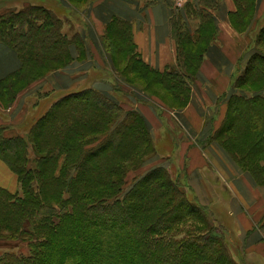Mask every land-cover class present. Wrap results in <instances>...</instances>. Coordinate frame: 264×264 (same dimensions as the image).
<instances>
[{
    "label": "trees",
    "instance_id": "obj_1",
    "mask_svg": "<svg viewBox=\"0 0 264 264\" xmlns=\"http://www.w3.org/2000/svg\"><path fill=\"white\" fill-rule=\"evenodd\" d=\"M234 1L230 24L245 33L254 22L257 0ZM62 2L81 6L89 0ZM218 2L186 3L171 13L173 70L160 72L143 62L129 22L112 17L106 23L100 46L111 71L119 65L128 94L171 111L187 106L191 85L216 40L209 11ZM194 16L198 23L190 30ZM66 22L43 6L0 14V44L20 62L18 70L0 79L1 109L36 81L85 60V39L78 31L64 32ZM5 132L1 127L0 160L16 176L20 195L0 188V244L8 247L0 253V264H236L216 233L211 235L202 206L187 199L166 168L141 172L124 188L128 173L156 156L150 128L137 110H124L112 97L85 88L53 102L21 134ZM208 140L217 141L256 186H264V25ZM185 221L208 230L199 233V240L192 235L173 239ZM23 242L26 253L22 248L10 252Z\"/></svg>",
    "mask_w": 264,
    "mask_h": 264
},
{
    "label": "crops",
    "instance_id": "obj_2",
    "mask_svg": "<svg viewBox=\"0 0 264 264\" xmlns=\"http://www.w3.org/2000/svg\"><path fill=\"white\" fill-rule=\"evenodd\" d=\"M198 2L199 0H95V2H92L87 8L85 17L81 18L83 23L80 22L75 25L78 29L76 31L80 32L85 39L87 46V53L84 58L85 60L81 62L76 61L67 69L55 72L48 77L31 84L26 90L17 96V99L8 109L0 108V128L8 126L11 127L24 120L27 115L26 112H24L27 107V105L24 104V101L30 92L44 88V86H48L51 89L59 88L60 90L66 91L76 81L74 74H88L93 69L101 68L108 71L107 57L100 46L99 38L104 33L106 23L112 17L121 18L131 24L132 41L144 63L152 69L160 72L175 69L176 48L171 37V13L175 9H177V11L181 10L186 3L196 4ZM261 3L262 0H257L256 2L255 18L260 16L262 7H264ZM172 4L173 7L171 6ZM176 5L178 8H176ZM235 10L236 5L234 0H219L217 8L209 11L215 21L217 30L216 40L203 58L197 77L194 80L195 84L191 85L189 103L183 110L169 111L168 114V117L171 116L185 132V140H182L179 144L177 152V166L179 171H182L183 167L188 165L185 167V174L187 179L192 184L194 183L195 187L202 186L201 175L198 170V168H201L200 161H198L199 153L198 151L191 152L192 150L186 151V138H190L195 142L199 140L206 141L209 139L211 135L210 131L213 129L212 126L214 124L212 121L210 126L209 119L215 116H210L209 111L215 106L218 95L225 94L227 97L228 93H230V91L228 92L229 82L227 84L228 88H226V83H224L223 86L216 89V91L212 90V78L219 74L222 76L225 75L227 78H229L232 74L234 75L236 60L240 59V57L245 53H248V41L245 36L246 32L238 33L231 26L229 21L230 14L235 12ZM258 10H260V13ZM71 51L74 55L73 57H77V52L74 47ZM247 57L245 58V61L247 60ZM243 66L244 63L241 69ZM19 67L20 62L16 54L7 46L0 44V79L18 70ZM200 81L203 82L205 86L204 88H200L198 86ZM96 83L97 86H95ZM107 86L109 87V85L102 80H97L92 83V89H95L105 95H107V91H105ZM109 89L112 90L111 85ZM132 107V110H137L144 117L150 128L151 135L153 136L155 131L158 129V126L152 117L154 116L153 112L149 109V107L148 110L145 105L140 106V104H137L136 102L133 103ZM222 109L223 106L221 105L219 107L220 115L222 114ZM2 118L5 121H3ZM5 133L7 135L15 134V132L9 133L7 130ZM212 144L214 143L208 142L206 147L209 152L212 165L217 170L225 172L227 177L230 179H233L232 174L236 176L234 183L238 184V180L240 183L237 186L238 191L246 201L250 202L251 199L249 197L253 198L251 192L249 191V184L255 186L256 188H260V191H263L262 188L264 186H256L253 180L251 181V177L248 174L241 172L233 163L234 168L237 169L236 174L233 167H231V165L224 160L226 153L217 149L216 145L213 146ZM156 163H160V161H154V163L149 164V166ZM5 166L7 165L0 160V170H6ZM189 175H191L190 178ZM224 181L226 182V180ZM231 184L233 183L229 184L230 188ZM0 186L2 185L0 184ZM199 193L201 196L199 204L207 206L210 203L211 205L213 201L210 202L208 196H205L204 193H201L200 191ZM236 220L237 222L235 221L234 224L240 229L239 234L237 235L238 240H233L230 246L233 247V245L236 244L240 249V254L245 260L248 256H254V252L261 253L262 247L258 243L264 239V228L260 230L263 231V235L261 237L256 236V232L246 237V229H244L243 225L237 218ZM251 226L252 224L250 223V227Z\"/></svg>",
    "mask_w": 264,
    "mask_h": 264
},
{
    "label": "rangeland",
    "instance_id": "obj_3",
    "mask_svg": "<svg viewBox=\"0 0 264 264\" xmlns=\"http://www.w3.org/2000/svg\"><path fill=\"white\" fill-rule=\"evenodd\" d=\"M92 2H95V0H89L88 5L66 6L62 2V0H0V14L10 11H20L21 9H24L28 6H43L67 21L64 25L63 30L70 36L73 34V30H78L75 25L80 22L83 23L81 18L85 17V12H87V8ZM261 4L262 6L264 5V0H262ZM171 6L173 7V4ZM68 7H71V9H69ZM176 8H178L177 5ZM176 12L177 9L173 11V13ZM258 12L260 13V10H258ZM197 23L198 18L194 16L190 19V22H188V26L190 25L192 27L191 29L189 26V29L193 30ZM263 25L264 7H262L260 16L254 19L253 24L245 33L246 39L248 41V53H245L240 57V59L236 60L235 74L230 75L229 78H227L225 75L222 76L221 74L212 78V90L216 91V89L221 88L224 83H226V88L229 87L228 92L233 90L234 81L239 74L243 63L245 62V58L247 56L249 57L251 50L255 45L256 34L259 28ZM80 35L82 36L81 33ZM81 61L78 60L77 62ZM107 63V65H109L108 60ZM108 69V71L102 68L93 69L88 74H74V76L76 77V81L66 91L60 90L59 88L51 89L48 86H44V88H40L38 90L30 92V94L25 98L24 101V104L27 105L24 111L27 114L26 118H24L25 120L18 124H15L14 126L5 127L6 130L9 133L15 132V134H21V131L28 130V128L32 124L33 119L42 116L53 102L67 95L68 93L83 90L85 88H93L92 83L94 81L102 80L103 82L107 83L109 87L110 85L112 87L113 84L114 86L112 90H110L108 86L106 87L105 91H107V96L112 97L114 100H116L118 104H120V106L122 105L121 107L124 110H132L134 101H137L136 103L140 104V106L145 105L147 109L149 107L154 115L152 117L156 122V125L158 126V129L152 136L153 144L156 149V158H153L151 161H149L139 171L128 173L124 188L128 189L131 185L132 179L136 176L138 177V175H140L139 173L141 172H146L154 166H162L166 168L171 179L177 182V184L185 191L186 197L189 201L199 204V199L201 200V196L199 193L200 191L201 193H204L205 196H208L210 202H214H212L211 205L209 203L210 206H202L201 204H199L200 206H202L200 207L202 209L201 214L205 217L207 227L211 228L212 230L211 235H214L216 233V237L220 239L222 241V244L226 246V248L230 252V258L236 264H264V239L258 243L262 247L261 253L254 252V256H248V258L245 257L247 258L246 260L240 254V249L236 244H234L233 247L230 246L233 240H238L237 235L240 231V229L234 224L235 221L237 222L236 218L243 225L244 229H246V237L254 232H256V236L261 237L263 235V231L260 230L264 228V187L262 188L263 191H260V188H256L255 186L249 184V191L251 192L253 198L248 196L251 199V203L246 201L238 191L237 186L238 184H240L238 180V184L234 183V179L236 176L232 174L233 179H230L227 177V174L225 172L217 170L212 165L209 152L206 147L208 141L210 143L214 141H210L207 139L206 141L199 140L195 142L190 138H186V151L192 150L191 152L198 151L199 153L198 161H200L201 168H198V170L200 171L202 186L195 187L194 183L192 184L187 179V176L185 174V167H187L188 165H185L182 171H179L177 166V152L179 149V144L182 142V140H185V132L171 116L168 117L169 111L171 110L155 107L150 104V102L148 103L145 101L135 100V96L133 97L132 95L128 94L131 92V89L123 83L125 82L124 77L123 79L119 77V65L118 67H116V70L114 69V71H111L109 67ZM113 73L115 75L114 77L112 76ZM228 82L229 86L227 87ZM97 83L95 84V86H97ZM194 84L195 83L193 82L192 85ZM137 85L138 87L141 86L140 84ZM198 86L200 88L205 87L203 82L201 81L200 83H198ZM226 98L227 97L225 96V94L218 95L215 106L212 107L209 111L210 116L215 115L213 118L211 117L209 119L210 126L212 124V121L214 123L212 126L213 129H211L210 134L215 128L219 127L224 117ZM35 103L37 104L35 105ZM221 105L223 106V109L222 114L220 115L219 107ZM3 121L5 120L3 119ZM25 136L26 134L24 135V137ZM212 145H216L217 149L224 151L217 141ZM225 155L226 156L224 157V160H226L231 165V167H233L237 174V169L234 168L235 163L227 154ZM34 159L35 154L32 152V150H30L28 165L30 168H33L35 166ZM158 160L160 161V163L149 166V164L154 163V161L158 162ZM5 169L6 170H0V184L2 185L0 187L10 191L11 193L20 195V187L14 174L7 168V166H5ZM191 175H189V178L191 177ZM224 180H226V182ZM230 183L234 184H231V188L229 187ZM250 223L252 224L251 227ZM201 226L202 225L197 222L185 221L178 228V232L174 234L173 239H179L182 236H185V238L187 239L188 235H192L193 240H199V233L208 230V228L204 229V226ZM8 246H10V244H8ZM6 247L7 246L1 243L0 253L8 250V247ZM21 248L24 253L27 252L26 244L24 242L20 248L17 247L16 249H14V251H9L17 253L19 250H21Z\"/></svg>",
    "mask_w": 264,
    "mask_h": 264
},
{
    "label": "bare ground",
    "instance_id": "obj_4",
    "mask_svg": "<svg viewBox=\"0 0 264 264\" xmlns=\"http://www.w3.org/2000/svg\"><path fill=\"white\" fill-rule=\"evenodd\" d=\"M190 26V25H189ZM190 28L192 29V27L190 26Z\"/></svg>",
    "mask_w": 264,
    "mask_h": 264
}]
</instances>
